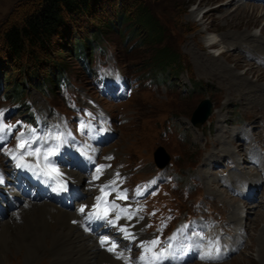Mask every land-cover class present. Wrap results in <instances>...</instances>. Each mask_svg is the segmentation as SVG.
Returning <instances> with one entry per match:
<instances>
[{"label": "rangeland", "instance_id": "1", "mask_svg": "<svg viewBox=\"0 0 264 264\" xmlns=\"http://www.w3.org/2000/svg\"><path fill=\"white\" fill-rule=\"evenodd\" d=\"M40 1L0 0V34L33 11ZM230 1L108 0L97 6L94 16L67 19L62 29L63 36L55 37L57 47L53 55L52 51L49 54L40 50L39 61H34L37 63L34 66L31 58L23 60L28 69L33 67L38 73H45L48 69L39 63L45 61L49 54L66 66L69 82L53 89L25 82V91L18 94L20 97L7 90L13 82L5 78L8 71L12 73L10 78L13 80L25 78L24 64L15 68L4 64L7 50L0 37V115L5 114L7 123H14L17 119L27 122L38 119L43 124L57 121L71 131L88 110L91 115L87 117L96 118L99 123L105 122L114 136L99 146L98 161H107L111 168L107 169L112 174L116 170L124 173L131 192L120 198L124 202L135 201L133 206L146 220L145 231L150 235L148 242L162 238L160 233L154 234L155 226L152 224L168 210L172 214L170 221L177 226L178 220L193 217L187 225L189 236L197 232L199 221L207 229L205 232L213 231L223 241L234 240V234L240 228L244 229L228 223L226 217L231 215L227 210L229 203H240L244 213V218L240 219L243 227L248 222L246 210L253 212L247 232L235 242L234 247L230 244L233 250L231 247V251L222 253L219 252L220 246L213 260L194 258L187 264H264V241L260 237L262 234L264 238V206H256L264 203V163L258 162L259 158L257 162L248 161L245 158L251 154H244L250 149L249 135L253 132L256 135L253 151L257 148L258 155L264 159V101L259 97V100H247V94L230 84L231 81L219 73L218 67L235 71L234 74L246 72L248 75L244 80L253 85L256 92H264V32L260 33L264 27V0ZM240 5L257 6L258 11L263 9V14L258 21L244 18L239 15ZM142 7L158 21L161 35L155 39H149L147 28L140 24L138 15ZM117 14L127 17L130 14V18L119 19ZM108 19L114 20L112 27L106 25ZM90 23L101 28L99 37L93 35ZM248 33L258 36L248 41ZM211 34L219 38L228 36L229 42L237 41L234 43L238 47L236 51H227L221 59L214 57V61L219 63L215 69L201 66L198 59L215 52L207 48ZM76 36L83 41L88 37L94 47L93 53L73 55L69 49ZM165 46L180 60L175 68H166L156 60L157 50ZM14 64L18 66L19 62ZM259 74L263 77H258ZM206 98L211 100L212 110L215 111L197 126L192 116ZM3 136L6 138V134ZM19 137L20 134L9 132V138L19 140ZM244 139L245 143L242 142ZM229 144L234 145L232 153H228ZM161 146L169 156L164 165H160L155 158V152ZM1 147L0 160L3 159L6 164L1 168L0 187H6L3 176L10 178L11 162L3 153L6 145ZM95 148L97 150V146ZM242 171L244 173H240ZM233 173L242 175L229 179ZM93 175L90 176L93 178ZM156 175L160 176L158 188L138 195L139 182L149 181ZM223 179H229L228 183L224 184ZM250 179H255L257 183L248 184L243 189V184ZM249 189L252 194L247 199L244 194ZM19 193L25 195L22 191ZM0 197L4 198L2 194ZM244 201L250 202L251 206H246ZM7 203L16 207L14 199ZM171 208H176L175 220ZM25 211L32 214V210ZM37 214L44 215L41 211ZM2 218L5 219L6 215ZM22 229L27 231L26 225ZM135 238L134 241H124L139 257L143 243ZM28 243H11L9 251L0 255V264H43L40 263L42 260L52 264L50 252L39 258L42 244L28 250ZM221 243L219 240L216 242L218 245ZM27 251L31 254L26 258Z\"/></svg>", "mask_w": 264, "mask_h": 264}, {"label": "bare ground", "instance_id": "2", "mask_svg": "<svg viewBox=\"0 0 264 264\" xmlns=\"http://www.w3.org/2000/svg\"><path fill=\"white\" fill-rule=\"evenodd\" d=\"M233 2L234 0L230 1V3H233ZM258 9L259 7L251 6V5L250 6L249 5L238 6L239 15L243 16L244 18L251 17L250 20L255 19L256 21H258L259 16L263 14V9L260 11H258ZM263 32H264V27H262L260 33H263ZM248 34L246 35L248 41L250 39L253 41L255 38L254 36H258L255 33H248ZM230 36L231 35H229V37ZM227 37L228 36H226V38L225 36L223 38H219L216 34L210 35L209 37L210 41L207 43V48L214 49L215 52L214 51L210 52L204 58H199L200 57L199 56L198 59H199V64L201 66L207 67V68L210 66L213 69H215L219 65V63L214 61V57H219L221 59V57H223V55L227 51L238 50V47L236 46L237 43L236 44L234 43L237 41L229 42V38ZM233 59L237 60L236 57H234ZM218 67H219V73L223 74L225 78H228L231 81L230 84L239 88L241 92L247 94L245 96L247 97L246 98L247 100H251L255 98L257 99V97H259L262 99V101H264V92L262 93L256 92L255 91L256 89L252 87L253 85L251 86L248 82H246L247 80L246 81L244 80L245 75L246 76L248 75L246 72L234 74L235 71H228L227 69L224 70L223 68L220 69L221 66H218ZM258 77H263V75L259 74ZM214 111L215 110H212L210 115L214 113ZM255 136L256 135L253 132L249 135L251 146H250V149H247V151L244 154L245 155L251 154V156H246L245 159H247L248 161L250 159V161L252 162H257V159L259 158L258 162L264 163V159L262 158V156L258 155L257 148H254V151H253V147H254L253 142H256ZM242 142L245 143V139L242 140ZM233 146H234L233 144L228 145V147L230 148V151L228 153H232L231 150H233L232 149ZM5 164H6L5 161L1 159L0 160V171L1 172H3L1 168ZM63 168L66 172H69L70 177L74 179L77 184H79L80 193L76 195H71V200H70L71 205L69 206H66L63 202L59 200H54L53 198H49L47 196H43L42 198H32L31 196H28V195H22L21 193H19L20 190L17 191L14 185H9L11 183H8L6 187H0V193L4 196V198L0 197V246L2 247L0 255L3 253L6 254V252L9 251L10 244L13 242L16 243V241H18L24 244V243H28L30 240V242L27 245L28 250L32 249L34 246L42 244L43 251L39 254V258H41L43 255H46L47 252H50V255L52 257V260H51L52 264H104V263L105 264H143L141 260L138 259L134 255V252H132L123 243V241L120 240L122 239L120 235L116 233H112V235L108 234L109 230L101 231L100 233H102L103 235H99V236L95 235L94 232H91L89 230V226L86 224L85 220L83 219L85 213L84 212L82 213L79 211L81 204H84V203L91 204L94 201L95 197L93 193L96 194L99 191L97 189L100 187V185L104 181L112 180L111 178L112 171H110L107 168L102 170L101 175L99 176V178L102 180L99 181V178H95L94 176L92 178V176H90L92 174L94 175L97 174V170H94V168L86 169V166H76L75 168L74 167L68 168L67 166H63ZM263 168H264V165H263ZM263 168L260 167V169H263ZM240 173H244V172L242 171ZM3 174L4 173H2V175ZM88 175L90 176V178H87ZM119 175L123 176L124 173L120 172ZM238 175L240 174L233 173L232 175H230L229 179H237L241 177L242 174L240 176ZM229 179H223L222 182L226 184L228 183ZM0 181L2 182L1 179ZM253 182L257 183L255 179L254 180L250 179L249 181H246L243 184L242 188L245 189L248 184H252ZM259 183L260 181H258V184ZM116 185H117V182L115 186ZM113 193H114V190L112 192V195ZM34 196L38 197L39 195L35 192ZM11 198L15 200L16 207H11L10 205H8L7 202ZM229 204H228L227 210L231 213V215L226 217L228 223L236 224L234 226L244 228L243 230H241L240 228V230L234 234V237H233L234 240L230 241V240L224 239L225 242H227L228 246H230V244L233 246V245H236L235 243L236 241L242 238L243 233L247 232L246 229L248 225H250L251 220H252L250 215L253 212L246 210V217L248 219V222H246V225L243 227L240 225V219L244 218L243 216L244 213L242 211L243 209H241L240 203H237V201H234L233 203H229ZM244 204L248 206L250 202L244 201ZM256 206L263 207L264 203L256 204ZM25 210H28V211L32 210V214L26 213ZM37 211H41L44 215L42 216V215L37 214ZM3 215H6L5 219L2 218ZM15 217H17V219L18 218H21V219L17 220ZM71 217H72V220H71ZM119 222H124V221L120 219ZM130 223L132 224L131 225L127 224L128 225L127 232H125L123 236L128 237L129 234H131V236L139 235L140 237L150 236L145 231L146 220L145 218L141 216V214L134 215V220H132ZM198 224L201 227L204 226L199 221H198ZM23 225L24 227L26 225L27 231H24L22 229ZM115 232H118V231L115 230ZM113 236L115 238H119L120 246L116 249L115 252H110L107 250L106 247H103L99 243V240L102 237L106 238V237H113ZM262 236L263 235L261 234L260 237L264 241V238ZM132 241L134 240L132 239ZM232 246L229 247V251H231ZM233 247H232V250H233ZM29 253L28 251L25 253L26 258L27 256H29ZM118 253H123L124 259L118 258L117 257ZM44 261H47V260H42L40 263L47 264Z\"/></svg>", "mask_w": 264, "mask_h": 264}, {"label": "trees", "instance_id": "3", "mask_svg": "<svg viewBox=\"0 0 264 264\" xmlns=\"http://www.w3.org/2000/svg\"><path fill=\"white\" fill-rule=\"evenodd\" d=\"M105 2L107 3L108 0H41L33 11L24 15L20 21L9 25L0 34L3 46L7 50V58L4 64H11L13 68L15 66L21 67L23 66L21 64H24L23 74L25 78L18 81L16 79L13 80L10 78L12 73L6 72L5 79L8 82H13L10 87H7V90L14 91L15 96L17 93V97H20L18 94L25 91V82L43 89L48 86L53 89L54 87H60L62 84H67L70 79L66 66L61 61L49 56L51 51V55H53L54 48L57 47L55 37L63 36L62 29L66 25L67 19L78 20L81 16H87L88 18L91 14L94 16L97 6H101ZM114 13L116 14V12ZM117 15L119 19L125 18L126 20L130 18V14L128 17L126 15ZM138 19L140 24L147 28L149 39L152 40L156 36L161 35L158 21L149 10L143 7L140 8ZM106 25L112 27L114 20L108 19ZM89 27L92 28L93 35L96 37H99L102 33L101 28L97 25L90 23ZM60 42L63 43V41ZM91 43L92 41L88 37L83 41L79 36H76L72 40L69 50L73 52V55L78 53L86 56L89 52L93 53L94 47ZM40 50L49 53L45 58L46 60L39 63V65L43 63V66L48 69L45 73H38L33 67L28 69L27 63L25 65L23 61L26 58H31L34 66L36 63L34 61H39L38 52ZM156 60L160 65H166V68H175L180 63L179 58L173 56L172 51L166 46L157 50ZM14 62H19V65H15Z\"/></svg>", "mask_w": 264, "mask_h": 264}, {"label": "snow or ice", "instance_id": "4", "mask_svg": "<svg viewBox=\"0 0 264 264\" xmlns=\"http://www.w3.org/2000/svg\"><path fill=\"white\" fill-rule=\"evenodd\" d=\"M57 141H60L61 137L60 136H57L55 138ZM59 147H60V144L57 143L55 146H52V147H48L43 153H41L40 151V147H37L35 150H32L31 148V144H25V142L23 140H21V143L19 145V148L20 149H26V151H24V155L26 156H32V157H35L36 158V164L35 165H32V164H24V165H20L18 164L17 167H27L29 170H32V171H35L37 168H40V160H41V157H42V160H43V163H44V168H51L52 171H55V172H59V169L57 168H54L53 167V163L54 162H50L49 158L51 156H54L57 151L59 150ZM13 158L15 159V156H13ZM21 159H23V157H21ZM41 172H43L44 174H47L46 172H44V169H40ZM99 169H97V177L96 178H99ZM105 187H108V185H105ZM65 190H66V187H65ZM101 191L103 192L104 191V188H101ZM123 198H126V197H123ZM100 197L97 198V202L99 203L100 201ZM113 207H116L115 204H113ZM80 212H84V208L81 207L79 209ZM108 215H110V213H104L103 215H100V214H97L95 212L93 213H90L89 214V218H91L92 216H95V218L97 219H107ZM131 218V217H129ZM120 217L119 216H116L115 219L113 220H109L108 222L115 225L116 224V221L119 220ZM121 231H124V232H127V229L126 228H121L120 229ZM128 238H133L131 236V234H129ZM101 244H106V243H110L107 238H104L100 241ZM151 244L154 246L156 244H158V240H154L151 242ZM116 249V245L115 243H110V246L108 247V251L110 252H113L115 251ZM151 249L150 248H145V251H150ZM117 257L120 258V259H124L123 257V253H118L117 254ZM165 257L163 255V252H160V253H154V256H153V259H160V260H163ZM140 260H143L144 257H140L138 258Z\"/></svg>", "mask_w": 264, "mask_h": 264}, {"label": "water", "instance_id": "5", "mask_svg": "<svg viewBox=\"0 0 264 264\" xmlns=\"http://www.w3.org/2000/svg\"><path fill=\"white\" fill-rule=\"evenodd\" d=\"M211 112H212L211 100L208 98L203 99L193 113L192 116L193 123L197 126L201 125L203 122L207 120ZM155 158L160 165H164L168 162L169 156L167 155L165 149L161 146L156 150Z\"/></svg>", "mask_w": 264, "mask_h": 264}]
</instances>
